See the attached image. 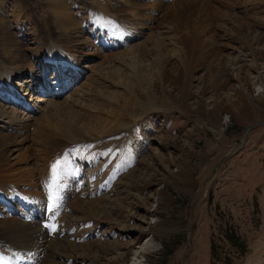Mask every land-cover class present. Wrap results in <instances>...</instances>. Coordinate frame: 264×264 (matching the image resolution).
I'll return each mask as SVG.
<instances>
[{"label":"rangeland","instance_id":"obj_1","mask_svg":"<svg viewBox=\"0 0 264 264\" xmlns=\"http://www.w3.org/2000/svg\"><path fill=\"white\" fill-rule=\"evenodd\" d=\"M159 1L151 10L148 0H132L147 20L122 29L115 0H0V35L9 36L0 41V135L27 124L20 148L48 159L42 203L56 205L55 241L91 259L79 263L48 245L33 264H264V65L253 69L237 36L250 32L251 48L264 46V0H201L181 30L166 14L170 0ZM187 33L195 40L186 60L177 38ZM243 78L258 102L249 120L234 115L245 101L227 91ZM222 100L215 118L209 110ZM42 119L51 130L74 124L42 148L31 140ZM63 163L79 168L76 179L64 183ZM18 205L0 201V216L21 218ZM144 223L160 230L136 244ZM231 232L242 250L227 243Z\"/></svg>","mask_w":264,"mask_h":264},{"label":"bare ground","instance_id":"obj_2","mask_svg":"<svg viewBox=\"0 0 264 264\" xmlns=\"http://www.w3.org/2000/svg\"><path fill=\"white\" fill-rule=\"evenodd\" d=\"M115 1L117 4L113 6V13L114 14L116 13L117 15V19L115 18V21L118 23L119 27L124 29L123 27L126 25H129V26H131V24L134 26L144 25V22L145 20H147V17L145 15H140L141 18L140 19L137 18L139 17V10H140L138 9L139 4H136V3L132 4L131 3L132 0H123V1L115 0ZM148 1L151 4L149 6H152V8H150L151 10L154 9L155 6H159V8L160 7L162 8V5H164L159 0H148ZM200 1L201 0H177V1L170 0L169 1V3L167 4L166 14L169 13L168 17H170L173 25L177 28V30H179L180 28H185L183 23L187 22L188 15L192 13L193 9L197 7ZM255 1L263 2V0H255ZM234 4L235 3L232 2L231 4H228V6L233 7ZM56 10L55 12L57 13L58 11ZM141 10L144 11V9H141ZM118 11L121 12L122 14L118 13ZM126 15L128 16V18ZM70 17L71 16L69 15V18ZM92 17L94 18L96 25H98L99 14L95 13ZM61 20H63V18ZM65 20L66 19H64V21ZM134 20L142 21V23L139 22V24H133L132 22ZM3 22H4V19L0 18V25H2ZM0 33H1V30H0ZM248 33L250 32L244 31V33L243 32L239 34L237 33L238 40H239L237 41L240 44H244V46L242 47L247 49L246 51L248 52V55H250V57L252 58L251 61L255 63V68L253 69L256 70V68L258 67V63L261 62L264 65V46L260 49L251 48L250 46L251 44H249V40H248V37L250 36L251 33L250 34ZM66 37L67 36H65V38ZM6 38H9V36H3V34L0 35V41H4V40L6 41L7 40ZM65 38L63 37L62 40H65ZM177 39L179 40L178 42L181 45H184V47L186 48L185 50H187V52L182 53V58L183 59L189 58L188 56L190 53L188 52L189 51L188 43L195 39L190 33L179 35ZM257 39L260 40V37L257 36ZM157 46H158L157 49H160L163 46V44L161 45L157 44ZM3 50H6L7 52L9 51V49H3ZM48 55L49 57H51L50 60H53V62L57 64L58 66L59 64H62L63 57L59 55L58 52L52 50L48 52ZM262 69L264 70V66ZM258 70L260 71L261 69L257 68L256 71ZM237 72L240 73L241 70L237 68ZM258 72H256V77L260 78L261 74H259ZM250 85H251L250 79L247 80L243 78V80H240L238 82V86H233V87L230 86L227 90L231 92L234 91L233 94L234 93L239 94L240 96H238V100L245 101L244 105H240L239 108L234 111L235 112L234 115L238 118V120L239 118H245L246 120L248 118L249 120L252 118L253 114H255L256 112L255 108L258 102L256 105H253V103L256 102L257 99H254L253 96L250 93H248V91L250 90ZM227 96H228L227 99H230L232 97V94L230 93ZM227 101L228 100L219 101V103L217 102L216 105H213L212 108H210V110L208 108L207 109L209 111H212L213 113L212 115H214L215 118H218L219 110L222 109V107L225 108L224 104L222 106V103L223 102L225 103ZM226 107H228L227 104H226ZM251 107L253 108V110L250 109ZM198 109L204 111L203 104L198 105ZM6 113H7L6 110L0 108V117L5 116ZM72 124L74 123L73 122L71 123L64 122L63 124L56 123L55 126H58V128L53 127V130H51L53 125L49 124L47 119H42L41 121L37 122V127L33 131V134H32L33 136L31 139L32 144H36V147L43 145L42 148H48V146H50L49 143L53 142L51 141L53 137L52 133L54 132V135L56 136L55 131L57 129L58 131H61L62 129L61 127H63V125L66 126L67 128H72ZM11 125L12 124L7 125L8 131L6 132L5 135H0V201L7 203V205H12L15 202L19 203L20 205L18 206L22 207L21 209L22 213L20 214L21 218H17V217L11 218V217L0 216V264H33V261L36 258H38L37 256L40 255V250H43V248L48 245H49L50 250H54L53 252L56 251V255L62 254V252H59V250L66 249L69 252L68 253L69 258L73 259L74 261H78L79 263L90 262L91 259L88 260L89 258L88 255L87 254H86L87 256L80 255L79 253H77L76 247H74V245L70 246L69 244L67 245L65 244L66 246H63V245H60L61 243L59 241H55V239L59 235H61V232L58 228V224L57 223L55 224L54 222L55 217L58 215L57 213L58 211L57 209H54L52 213L50 210H48L47 206H43V203H42L43 196L49 193V192L45 193V186H46L45 184L50 179V173H46L47 170L46 169L44 170V168H41V167L47 166L46 161L48 159L40 158L41 151L38 149L34 150L32 148V145H29L28 148H25V149L23 148L21 150L20 147L26 141L27 136L25 133H23V135L19 133L22 128L27 127V124L21 123L18 126L16 125L17 127H14V128ZM11 130L17 131V134H19V137L18 135L13 136L14 133L12 134V132H10ZM19 138L20 140H18ZM52 146L53 145L51 143V147ZM16 147L17 149H13ZM16 151L18 153L16 155L15 160L12 161L11 155L13 153H16ZM70 162H74V161L71 160ZM73 165L74 164L72 163H68L65 166L63 163V166L65 167L63 168L64 170L62 171L61 175H62V180L64 181V183H66L70 178H75V179L77 178V175L79 173V168ZM188 168L187 166H183L181 168V172H183V180L185 179L184 181H186V178L190 174V170ZM185 183H187V181ZM155 191H156L155 194L158 195L157 190ZM80 204L81 203L77 201L74 202L75 206H79ZM89 208H91V206ZM34 216L36 217V220L34 221L29 220V217H34ZM159 230H160L159 227L153 228L148 223H144L142 226H140L137 229L134 241L136 242V244H138L140 239L146 233H150L151 235H154ZM20 247H23L25 249L20 250ZM146 253H147V250L144 249V247H141L138 249V255L140 256V258H144V255ZM125 261H126L125 258H116V259L110 258V259L103 260L102 264H123Z\"/></svg>","mask_w":264,"mask_h":264},{"label":"trees","instance_id":"obj_3","mask_svg":"<svg viewBox=\"0 0 264 264\" xmlns=\"http://www.w3.org/2000/svg\"><path fill=\"white\" fill-rule=\"evenodd\" d=\"M231 231V230H230ZM226 241L229 245H232V246H236V248H238L239 250H242V247H243V243L241 244H238L237 241L240 240V237L239 235H233L232 232L230 235L226 234ZM242 252V251H241Z\"/></svg>","mask_w":264,"mask_h":264},{"label":"snow or ice","instance_id":"obj_4","mask_svg":"<svg viewBox=\"0 0 264 264\" xmlns=\"http://www.w3.org/2000/svg\"><path fill=\"white\" fill-rule=\"evenodd\" d=\"M55 204H50V206H49V210L50 211H54V209H55ZM54 230V229H53Z\"/></svg>","mask_w":264,"mask_h":264}]
</instances>
